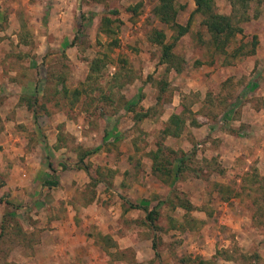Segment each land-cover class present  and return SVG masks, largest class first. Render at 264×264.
<instances>
[{
  "label": "rangeland",
  "instance_id": "374dc122",
  "mask_svg": "<svg viewBox=\"0 0 264 264\" xmlns=\"http://www.w3.org/2000/svg\"><path fill=\"white\" fill-rule=\"evenodd\" d=\"M157 1L0 0V264H264V0L250 2L225 53L194 14L173 48L179 73L148 40L154 27L171 39ZM175 2L185 24L194 0ZM215 5L232 12L229 0ZM110 10L119 46L70 104L56 79L86 81L107 49L98 26ZM27 91L36 112L18 101ZM183 104V130L163 134Z\"/></svg>",
  "mask_w": 264,
  "mask_h": 264
},
{
  "label": "trees",
  "instance_id": "16d2710c",
  "mask_svg": "<svg viewBox=\"0 0 264 264\" xmlns=\"http://www.w3.org/2000/svg\"><path fill=\"white\" fill-rule=\"evenodd\" d=\"M91 0H81V2H89ZM232 6V12L230 14L219 13L216 10L215 0H194L195 7L191 12L187 22L182 24L178 22L177 17L179 14V6H177L175 0H158L157 3L152 7L151 12L152 15L162 24H166L171 28L172 34L170 36V41H167L166 32L161 29L154 27L151 32L148 34V40L157 45L160 49V61L165 63L169 69H174L177 73L181 72L185 59L177 55L173 52V48L176 45L177 41L185 35L191 25L192 17L194 14H199L202 16V24L205 26L207 33L209 35L208 38V47L212 48L214 52L217 53H225L228 45L233 41L236 37L237 33L242 32V28L239 26V22H243L249 19L248 7L250 2L254 0H229ZM259 1V0H255ZM139 5V4H138ZM138 5L132 10L136 11ZM111 14L116 15L117 10H110L107 14H104L98 26L99 32L103 33L109 40L106 43L107 49L101 54L94 58H92L89 62V72L86 77V81L81 83L79 87H75L73 89H68L65 87L63 82L65 78L63 75L58 76L56 79V84L60 85L61 88H58L60 92L64 93L67 97H70V104H74L79 100L81 95L89 89H92L91 82L96 81L95 79L100 75L102 67H104L107 63L110 62L109 52L113 48L119 46V27L121 24V19L119 17H112ZM136 14V12H134ZM238 22V23H237ZM252 47L255 46L257 41L251 40ZM237 50L234 51L233 56L236 55ZM240 51V49H239ZM112 81L116 82L117 74L112 77ZM112 86L109 88V92L102 95V98L107 100H112ZM167 84L163 82L159 85L160 93L156 97V104L160 103L161 93L166 89ZM102 90V89H101ZM20 103H23L27 109L32 112H36L37 107L41 105L38 101L36 95L33 94H21L18 98ZM132 106V105H130ZM100 109V113H106V111L98 106ZM117 111V108L114 112ZM110 112V114L114 113ZM189 112V109L186 105H181L177 110H175L169 117L168 123L163 130V134L165 135H173L178 136L180 132L183 130L185 125L186 116L185 114ZM137 120H141L143 117L149 115V110H146L143 114H136ZM161 149H159L160 151ZM158 153L154 154V159L157 161ZM182 159V158H181ZM157 163V164H156ZM156 171H162L161 173L169 175L170 168L164 167V164H160L162 162H156ZM51 165V164H49ZM58 166L61 169H67L68 167L77 169L80 167L78 162L68 163L65 160H61L58 162ZM59 180L56 177L51 179H46L43 181L42 186L46 187H54L58 184ZM264 185V184H263ZM264 190V187H261ZM7 204L10 202L6 201ZM153 210H149L147 214L148 220L151 221L153 219ZM196 264H211L209 262H205L204 260H199Z\"/></svg>",
  "mask_w": 264,
  "mask_h": 264
},
{
  "label": "crops",
  "instance_id": "0c3cea01",
  "mask_svg": "<svg viewBox=\"0 0 264 264\" xmlns=\"http://www.w3.org/2000/svg\"><path fill=\"white\" fill-rule=\"evenodd\" d=\"M29 94H32L33 92H31V91H27Z\"/></svg>",
  "mask_w": 264,
  "mask_h": 264
}]
</instances>
